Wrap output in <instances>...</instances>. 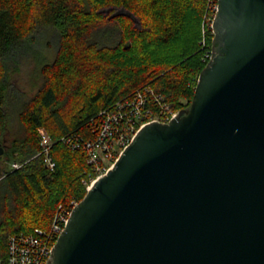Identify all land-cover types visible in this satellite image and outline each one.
<instances>
[{"label": "water", "instance_id": "obj_1", "mask_svg": "<svg viewBox=\"0 0 264 264\" xmlns=\"http://www.w3.org/2000/svg\"><path fill=\"white\" fill-rule=\"evenodd\" d=\"M213 30L190 107L137 134L48 264H264V0H218Z\"/></svg>", "mask_w": 264, "mask_h": 264}, {"label": "trees", "instance_id": "obj_2", "mask_svg": "<svg viewBox=\"0 0 264 264\" xmlns=\"http://www.w3.org/2000/svg\"><path fill=\"white\" fill-rule=\"evenodd\" d=\"M206 4L0 0L1 260H7L11 234L48 229L59 204L87 194L84 153L56 144L52 172L38 156V130L53 140L89 137L102 109L146 85L174 109H188L212 51L213 36L205 48L201 44ZM115 10L128 15L111 18ZM14 162L21 168L13 170Z\"/></svg>", "mask_w": 264, "mask_h": 264}, {"label": "built area", "instance_id": "obj_3", "mask_svg": "<svg viewBox=\"0 0 264 264\" xmlns=\"http://www.w3.org/2000/svg\"><path fill=\"white\" fill-rule=\"evenodd\" d=\"M218 12V0H207L202 20V45L206 47L207 39L214 37L213 25ZM212 51L207 53L211 57ZM199 79V78H198ZM197 79V82H198ZM166 97L151 85L137 89L129 96L117 101L113 106L102 109L92 124V135L83 137L74 133L53 140L44 128L38 130L40 152L45 166L56 169L52 151L61 143L71 151H82L86 164L90 168L89 181H84L87 191L94 183L105 176L130 146L137 134L147 125L169 123L179 115ZM22 164L14 162L12 169L21 168ZM78 201L59 204L48 229L36 228L31 233H14L8 239V255L0 264H48L58 238L65 230L73 209Z\"/></svg>", "mask_w": 264, "mask_h": 264}, {"label": "rangeland", "instance_id": "obj_4", "mask_svg": "<svg viewBox=\"0 0 264 264\" xmlns=\"http://www.w3.org/2000/svg\"><path fill=\"white\" fill-rule=\"evenodd\" d=\"M115 12L117 13V12H119V10H115ZM48 42H50L49 39H48V37H45V43H48ZM38 48L42 50V53L44 52V50H46L44 46L38 47ZM48 51H49V53H51L50 50H48ZM44 54H45V52H44ZM41 56H44V55L43 54H40V57ZM15 81L18 82L17 79H15Z\"/></svg>", "mask_w": 264, "mask_h": 264}]
</instances>
